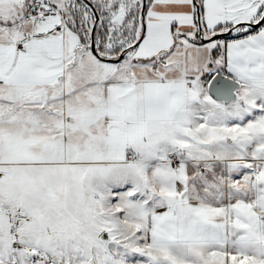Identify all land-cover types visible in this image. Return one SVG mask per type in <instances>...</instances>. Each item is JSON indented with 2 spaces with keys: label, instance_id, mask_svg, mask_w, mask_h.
Instances as JSON below:
<instances>
[{
  "label": "snow or ice",
  "instance_id": "6c2138e0",
  "mask_svg": "<svg viewBox=\"0 0 264 264\" xmlns=\"http://www.w3.org/2000/svg\"><path fill=\"white\" fill-rule=\"evenodd\" d=\"M0 264H264V0H0Z\"/></svg>",
  "mask_w": 264,
  "mask_h": 264
}]
</instances>
